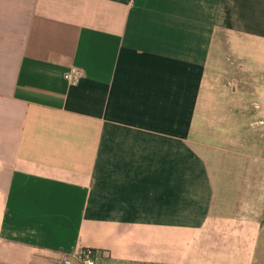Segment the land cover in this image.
<instances>
[{"label": "crops", "instance_id": "crops-1", "mask_svg": "<svg viewBox=\"0 0 264 264\" xmlns=\"http://www.w3.org/2000/svg\"><path fill=\"white\" fill-rule=\"evenodd\" d=\"M263 234L264 0H0V264H258Z\"/></svg>", "mask_w": 264, "mask_h": 264}, {"label": "built area", "instance_id": "built-area-1", "mask_svg": "<svg viewBox=\"0 0 264 264\" xmlns=\"http://www.w3.org/2000/svg\"><path fill=\"white\" fill-rule=\"evenodd\" d=\"M84 77V72L81 69L73 68L65 75V80L71 85H77ZM100 253L93 249H84L79 254L73 257H65L60 264H100Z\"/></svg>", "mask_w": 264, "mask_h": 264}, {"label": "rangeland", "instance_id": "rangeland-1", "mask_svg": "<svg viewBox=\"0 0 264 264\" xmlns=\"http://www.w3.org/2000/svg\"><path fill=\"white\" fill-rule=\"evenodd\" d=\"M263 237H264V234H263ZM258 264H264V245H262L260 249V261L258 262Z\"/></svg>", "mask_w": 264, "mask_h": 264}]
</instances>
